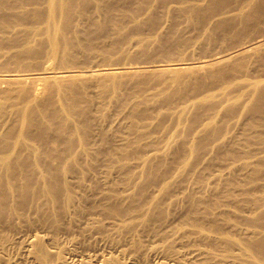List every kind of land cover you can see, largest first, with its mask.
Here are the masks:
<instances>
[{"label": "bare ground", "instance_id": "bare-ground-1", "mask_svg": "<svg viewBox=\"0 0 264 264\" xmlns=\"http://www.w3.org/2000/svg\"><path fill=\"white\" fill-rule=\"evenodd\" d=\"M38 1L0 0V129H16L19 142L27 138L31 130L46 136L49 131L83 129V126L92 123L91 116L97 115L98 118L114 104L113 121L118 117L136 118L149 113L175 116L176 121H179L183 116L196 115L202 109L207 115L206 121L201 123L203 127H208L210 119L216 115L230 114L238 117L249 115L252 119L248 127H253L257 122L264 123V29L263 26L259 32L256 29L258 25H264V0H248L246 6L237 2L236 6L227 9L218 8V0H199L194 4H185L189 8L187 12L200 15L203 22L198 36H177L180 41L188 42L191 55L189 52L183 55L174 51H155V47H162L167 42L159 34L133 41L129 37L128 43L114 42L112 36L107 34L112 30L108 29L124 26L114 15L120 7L135 3L136 0H44L39 4L42 9L35 4ZM183 2H174L168 7L176 9ZM236 28L239 33H249L246 36L239 35L232 44L224 45L225 37ZM93 31L104 34L94 37L91 36ZM205 33L207 38L200 35ZM199 35L201 41L196 46ZM212 38L220 40V48L210 49L203 44L204 40L210 43L208 39ZM171 41L168 39V46ZM139 49L148 52L146 56L153 57L137 61L134 54ZM84 55L88 58H83ZM88 95L97 101L90 108L82 104ZM123 97L127 100L121 103L119 99ZM101 125L96 124L93 129ZM227 133L221 134L225 138L222 145L233 143L238 150L246 151L242 142L228 138L230 134L227 136ZM194 146L193 140L187 142L191 155L192 150H197ZM212 148H216V144ZM212 148L203 153L202 161L206 160ZM232 155L235 156V153ZM153 157L143 158L144 162L136 167L142 168L145 162L156 165L151 161L162 160L167 156L163 154ZM250 158L263 159L264 151ZM69 159L75 161L77 157L71 156ZM0 163L5 173L3 177L0 176V220H7V216L10 218L16 211L20 214L13 215L25 217L27 213L24 214L23 208L27 205L26 198H35L41 193L46 198V204L51 206L45 218L50 221L51 227L57 226L62 220L60 216L65 215L68 206L74 202L65 175L68 171H74V164L62 168L59 174L50 168L46 172H39L37 179L41 182V189L35 192V180L30 170L25 168L26 162L19 163L9 154H3L0 155ZM187 166L188 161L184 159L170 172L172 184L178 186L179 194H183L185 181L190 179L187 176L184 178V173L189 172ZM193 171L195 169L191 170L189 177L195 173ZM136 175L141 177L144 172L139 171ZM16 176L22 177L21 190L10 197L14 192ZM107 176L106 169H101L96 176L99 183L95 189L85 191L79 182L77 187L82 191L78 192L81 198H89V204L107 211L108 217L102 223L108 228V234L116 238L124 236L129 230L132 233L153 227L150 216L160 210L161 206L153 205L150 208L147 201L141 204L134 195L139 188L133 185L131 178L127 180L126 186L117 190L111 188L112 181L108 182L110 187L106 185ZM256 183L257 187L262 186L264 177ZM163 184L167 182L163 181ZM163 184L161 187H153L152 191L158 192ZM202 185L207 186L208 183ZM8 198H19L17 202L23 205L20 207L22 210L15 211V207L7 206ZM259 198H262L261 195L257 199H250L251 202L247 201L245 216L262 208L263 203L258 204ZM224 199L228 201L226 196ZM234 200L243 201V197ZM223 211V208L218 207L211 213L217 216ZM94 223L96 220L89 218L83 221L82 226L90 230L95 227ZM227 227L242 236L239 240H226L239 253L232 249L230 255L220 256L191 246L173 252L167 244L188 241L190 237L181 232L180 228L168 229L164 237H149L151 242L157 241L154 251L157 256L152 264H165V261L176 264L183 261L193 264H234V261L239 260L245 261L244 264H264V227L257 229L235 223H229ZM207 231H198L195 240H224L222 233ZM47 234H44L46 237L34 235L28 239L26 253L31 264H87L81 258L76 259L77 255L50 261V254L43 248V241L53 242ZM68 254L75 255L70 250ZM100 256L102 260L99 264H118L112 256Z\"/></svg>", "mask_w": 264, "mask_h": 264}, {"label": "rangeland", "instance_id": "rangeland-1", "mask_svg": "<svg viewBox=\"0 0 264 264\" xmlns=\"http://www.w3.org/2000/svg\"><path fill=\"white\" fill-rule=\"evenodd\" d=\"M180 1L190 3L183 2L184 4L176 9L168 7ZM197 1L199 0H136L135 3H128L125 7L119 8L114 16L121 20L124 26L109 28L108 30L112 31L107 34L112 36V40L116 43H128L129 37H132L131 41H133L159 34L158 36L167 39V42L162 47H155V51L164 50L161 53L174 51V53L183 55L189 52L191 55L188 42L180 41L177 36L192 37L200 33L203 23L200 15L189 14L187 12L189 8L185 7V4H194ZM218 1L220 9L236 6L237 2L244 6L248 5V0ZM42 2L44 0L35 3L39 9H42L39 5ZM262 26L264 29L263 24L256 27L257 32ZM237 30L238 28L229 32L230 34L225 37L224 45L232 44L239 35L246 36L249 33H239ZM103 34L101 31H93L91 36L99 37ZM200 35L207 38L206 33ZM200 35L196 46L200 44ZM168 39H172L170 46H168ZM208 41L210 43L207 40L203 42L208 48H220V40L212 38ZM102 44L98 43V45ZM146 53L148 52H142L139 49L134 57L137 61L153 57L152 54H148L152 56H146ZM82 57L88 58L86 55ZM121 99H119L121 103L127 100L126 97ZM95 101L88 95L82 104L90 108ZM113 106L115 107V104ZM113 106L98 118H96L97 115L91 116L92 123L83 126V129L66 128L60 132L49 131L46 136L31 130L22 142L16 139L18 135L16 129L11 131L6 127L0 129V155L9 154L15 161L27 163L25 168L30 170L31 177L35 180L33 188L35 192L41 189V182L37 179L39 172H46L50 168L59 174L62 168H68L69 165L74 164V171L65 173L74 202L68 206L66 214L60 216L62 220L57 226L51 227L50 221L45 218L51 206L46 204L43 194L40 193L35 198H26L27 205L23 208L24 214L27 213L25 217L22 215L17 217L20 213L16 210H22L20 207L23 206L17 202L19 198L15 200L8 198L7 206L15 207L16 212L12 213L10 218L7 216V220H0V264L10 262L31 264L26 253L28 239L34 235L46 237L44 234L47 233L52 237L53 242L43 241V248L50 254V261L72 258L77 255L76 259L81 258L87 261V264H99L102 260L100 255L105 254L116 258L118 264H152L157 256L154 253L157 241L151 242L149 237H164V232L168 229L180 228L181 232L190 237L188 241L167 244L166 246L170 245L173 252L191 246L214 252L220 256H228L232 253V249L236 253H239V250L226 240L231 238L239 240L242 237L229 230L227 227L229 223L252 226L257 229L264 227V183L260 187L256 186V182L264 177V158H250L251 155L264 151L263 122H257L253 127H248L252 119L249 115L239 117L231 114L216 115L210 119L208 127H203L201 123L206 121L207 115L202 109L196 115L194 113L190 116H183L179 121H176L175 116L163 113H158V115L149 113V115H139L136 118L118 117L113 121ZM194 116H196L195 119ZM96 124L102 125L93 129ZM224 132H228L227 136L231 135L228 138L242 142L246 146V151L238 150L233 143L222 145L225 138L221 134ZM191 140L195 142L194 147H197V150H192V155L187 149V142ZM213 144H216V148H212ZM209 148H212L210 156L208 155V159L202 161L201 156L209 151ZM232 153H235V156ZM163 154L167 157L162 160H147L155 162L156 165H149L145 162L142 168L136 167L144 162L143 158H154L153 156ZM71 156L77 157V160H70ZM184 159L188 161L187 168H189V172L184 173V178L187 176L190 179L185 181L183 194H179L178 186L172 184L170 172ZM148 166L151 167L147 169ZM153 166L155 168L152 169ZM101 169H106L108 172L106 180L108 187H110L108 182L112 181L111 188L121 190L131 178L133 185L139 188L134 195L141 204L147 201L150 208L153 205L161 206L160 210L150 216L154 223L153 227L146 231L138 229L132 233L129 230L124 236L116 238L108 234V228L102 223V220L108 217L107 211L89 204L91 202L89 198H81L78 192L82 191L77 187L79 182L81 189L85 191L95 189L99 183L96 176ZM192 169H195L193 171L195 173L189 177ZM139 171L144 172V175L137 176ZM4 174L0 163V176L3 177ZM163 181L167 184H163ZM22 182V177L16 176L13 185L15 186L13 187L14 192L10 197L21 190ZM204 182L208 185H202ZM162 184L161 190L152 191L153 187H161ZM249 187L252 190H248ZM254 192L257 193L252 195L251 193ZM258 192L262 197L259 198L258 204L263 203L262 208L259 207L253 211L252 215L245 216L244 211L248 209L247 203H249L247 201L251 202L254 197L257 199ZM225 196L228 201H225ZM239 196L243 197V201L236 202L234 198ZM218 207L225 211L215 216L211 211ZM89 218L96 220L93 224L95 227L90 230L82 226L83 221ZM207 229L222 233L224 240L218 241L214 238L213 240L205 238L195 240L198 231L208 232ZM17 235L18 239L15 238ZM69 250L75 255L68 254ZM234 262V264H244L245 261ZM165 264L176 263L165 261ZM181 264L193 263L183 261ZM218 264L229 263L218 262Z\"/></svg>", "mask_w": 264, "mask_h": 264}]
</instances>
